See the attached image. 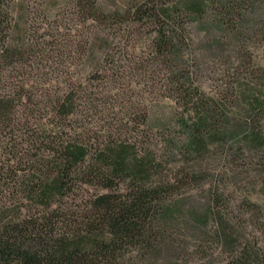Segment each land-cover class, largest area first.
Returning <instances> with one entry per match:
<instances>
[{
  "label": "trees",
  "instance_id": "16d2710c",
  "mask_svg": "<svg viewBox=\"0 0 264 264\" xmlns=\"http://www.w3.org/2000/svg\"><path fill=\"white\" fill-rule=\"evenodd\" d=\"M24 1L0 0V264H122L117 253L125 244L149 240L148 221L170 212L161 207L163 182L149 184L162 173L146 132L156 88L164 87L159 96L178 107L191 106L190 120L182 113L177 122L187 131L186 142L178 148L168 139L164 146L171 152L202 155L236 129L246 130L247 150L264 148L255 124L264 117V100L229 128L195 85L184 25L205 12V0H171L168 6L136 0L121 11L103 10L97 0H67L60 10L56 0H44L50 12L36 23L28 22ZM255 2L219 0L220 32L229 34ZM86 26L87 40L79 33ZM138 27L154 33L146 54H136L134 44L112 51L109 43L87 72H73L72 65L63 70L64 60L57 61L86 60L113 30L129 39ZM159 65L162 77L148 79ZM261 78L264 87V73ZM184 172L176 168L167 181ZM86 185L93 192L80 198L86 202L82 214L54 231L60 203ZM223 228L217 237L231 240Z\"/></svg>",
  "mask_w": 264,
  "mask_h": 264
},
{
  "label": "rangeland",
  "instance_id": "374dc122",
  "mask_svg": "<svg viewBox=\"0 0 264 264\" xmlns=\"http://www.w3.org/2000/svg\"><path fill=\"white\" fill-rule=\"evenodd\" d=\"M66 1L56 0L54 6L61 10ZM135 1L97 0L106 11H121ZM162 1L167 6L172 3ZM183 1L173 0L177 4ZM24 2L30 10L29 23H36L50 12L44 0ZM204 2L205 12L199 19L185 22L192 60L187 51L185 57L201 98L213 103L212 109L216 115L221 114L224 126L233 128L248 119L252 107L264 100V90L261 91L264 87L260 85L264 73V0H256L255 5L247 8L243 20H237L229 34L220 32L216 22L223 11L219 0ZM79 33L87 40L90 30L86 26ZM153 35V31L138 27L126 39L113 30L108 41L96 42L86 60L58 56L57 61L64 60L60 61L63 65L59 68L65 70L72 65L73 72L83 71L85 67L87 72L88 64L99 59L109 43L112 51H124V46L134 44L136 54H146L148 40ZM210 38H219L218 43ZM163 73L164 67L156 66L148 79L156 81ZM163 90L164 87L156 88L148 106L146 132L157 153L155 159L160 160L162 167V173L153 175L149 184L163 182L167 192L161 207L169 208L170 212L162 219L148 221L149 240L125 244L117 253V261L122 264H264V148L247 150L246 130L236 129L225 142L210 144L202 155L188 158L180 152H171L164 146L168 139L173 138L177 147L182 148L187 138V131L177 123L178 117L183 113L189 121L192 113L191 106L184 109L172 99L159 96ZM255 124L260 126L264 140V117L255 120ZM236 144L238 149H234ZM178 167L186 173H181L174 182L167 181ZM73 192L74 198L64 199L58 207L59 219L54 220L56 232L65 224V219L73 220L82 214L86 202L80 198L86 196L87 200L93 188L86 185ZM222 226L231 240L223 236L220 241L217 237Z\"/></svg>",
  "mask_w": 264,
  "mask_h": 264
}]
</instances>
